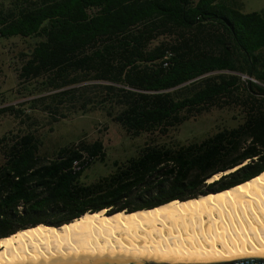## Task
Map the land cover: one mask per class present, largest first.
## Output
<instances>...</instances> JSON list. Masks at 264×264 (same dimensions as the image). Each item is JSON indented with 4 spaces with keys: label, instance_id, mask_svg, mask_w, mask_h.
I'll list each match as a JSON object with an SVG mask.
<instances>
[{
    "label": "trees",
    "instance_id": "1",
    "mask_svg": "<svg viewBox=\"0 0 264 264\" xmlns=\"http://www.w3.org/2000/svg\"><path fill=\"white\" fill-rule=\"evenodd\" d=\"M10 1L0 9V38L37 39L16 56L31 109L47 113L48 123L98 109L127 135L149 136L135 156L90 183L81 178L92 162H104L101 140L42 157L34 132L1 136L0 238L87 212L181 202L264 171V11L243 13L224 0ZM168 34L177 39L153 44ZM231 103L243 112L235 126L187 143L152 137ZM82 152L88 165L73 170Z\"/></svg>",
    "mask_w": 264,
    "mask_h": 264
},
{
    "label": "bare ground",
    "instance_id": "2",
    "mask_svg": "<svg viewBox=\"0 0 264 264\" xmlns=\"http://www.w3.org/2000/svg\"><path fill=\"white\" fill-rule=\"evenodd\" d=\"M239 255L264 256V171L181 202L134 212H87L58 227L38 224L0 238V264L97 259L196 263Z\"/></svg>",
    "mask_w": 264,
    "mask_h": 264
},
{
    "label": "rangeland",
    "instance_id": "3",
    "mask_svg": "<svg viewBox=\"0 0 264 264\" xmlns=\"http://www.w3.org/2000/svg\"><path fill=\"white\" fill-rule=\"evenodd\" d=\"M224 1L237 5L243 13L264 11V0ZM12 6L10 0L0 3L1 10ZM174 39H177L175 34L162 35L153 44L163 41L173 42ZM36 40L35 38L21 37L0 38V110L7 106H13L14 109L20 111L19 117H15L9 111H0V137L32 131L41 142L39 153L42 157H51L59 147L80 139L85 141L101 140L106 153L104 162H92L81 178L86 183L93 182L100 176L111 173L114 169V161L122 162L135 156L149 135L147 133L135 137L127 135L118 123L112 121L104 111L98 109L85 114L72 113L68 117L52 123H48L49 115L47 113L31 109L27 101L30 99V95H27L26 84L19 85L17 81L18 61L16 56L19 51L31 47ZM241 77L242 79L248 78L247 75H241ZM242 116V108L235 103L223 107H211L208 111L196 114L176 128L170 129L165 136L154 134L152 137L158 142L166 143L197 141L223 127L235 126L241 121ZM2 161L3 157L0 151V164Z\"/></svg>",
    "mask_w": 264,
    "mask_h": 264
},
{
    "label": "water",
    "instance_id": "4",
    "mask_svg": "<svg viewBox=\"0 0 264 264\" xmlns=\"http://www.w3.org/2000/svg\"><path fill=\"white\" fill-rule=\"evenodd\" d=\"M247 180H250V179H247ZM63 264H264V256L262 255H239V256H235V257L224 259V260L217 261V262H196V263L154 262V261L144 260V259H141V260L97 259V260H90V261H74V262L63 263Z\"/></svg>",
    "mask_w": 264,
    "mask_h": 264
},
{
    "label": "built area",
    "instance_id": "5",
    "mask_svg": "<svg viewBox=\"0 0 264 264\" xmlns=\"http://www.w3.org/2000/svg\"><path fill=\"white\" fill-rule=\"evenodd\" d=\"M248 78L254 82H258L255 78L251 76ZM89 160L90 159L88 158L86 153L82 152V155L80 158L73 160L71 164V168H73V170H80L81 168H84L86 165H88Z\"/></svg>",
    "mask_w": 264,
    "mask_h": 264
},
{
    "label": "crops",
    "instance_id": "6",
    "mask_svg": "<svg viewBox=\"0 0 264 264\" xmlns=\"http://www.w3.org/2000/svg\"><path fill=\"white\" fill-rule=\"evenodd\" d=\"M237 7V5H235Z\"/></svg>",
    "mask_w": 264,
    "mask_h": 264
}]
</instances>
